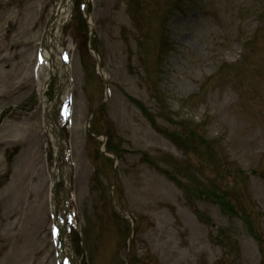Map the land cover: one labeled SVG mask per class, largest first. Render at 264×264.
I'll list each match as a JSON object with an SVG mask.
<instances>
[{"label": "rangeland", "instance_id": "obj_1", "mask_svg": "<svg viewBox=\"0 0 264 264\" xmlns=\"http://www.w3.org/2000/svg\"><path fill=\"white\" fill-rule=\"evenodd\" d=\"M91 1L95 47L112 91L93 128L117 148L120 183L117 176L112 188L113 164L98 155L99 142L84 136L104 95L80 55L72 137L80 253L88 264L124 263L128 226L113 208L114 193L116 205L137 218L129 264H232L243 254L238 245L248 264H264V42L253 43L257 31L264 34L263 0H208L200 15L169 17L164 30L170 0ZM55 2L0 0V112L23 108L0 128V264H54L47 195L55 149L40 127L31 68ZM70 26L64 40L78 50L81 30ZM170 61L176 76L168 85ZM251 65L259 68L255 74ZM237 69L241 82L230 86ZM173 132L181 135L182 150L175 149ZM189 188L224 194L237 216L225 217L213 201H188ZM250 224L261 243L249 236Z\"/></svg>", "mask_w": 264, "mask_h": 264}]
</instances>
